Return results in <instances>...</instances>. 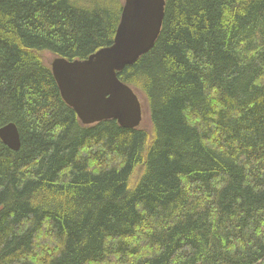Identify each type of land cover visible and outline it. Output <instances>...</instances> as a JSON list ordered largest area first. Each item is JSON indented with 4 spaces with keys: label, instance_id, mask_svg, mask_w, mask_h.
<instances>
[{
    "label": "trees",
    "instance_id": "16d2710c",
    "mask_svg": "<svg viewBox=\"0 0 264 264\" xmlns=\"http://www.w3.org/2000/svg\"><path fill=\"white\" fill-rule=\"evenodd\" d=\"M122 0H0V264H264V0H166L118 72L148 123L84 124L55 57L113 43Z\"/></svg>",
    "mask_w": 264,
    "mask_h": 264
},
{
    "label": "water",
    "instance_id": "95a60500",
    "mask_svg": "<svg viewBox=\"0 0 264 264\" xmlns=\"http://www.w3.org/2000/svg\"><path fill=\"white\" fill-rule=\"evenodd\" d=\"M166 0H125L114 41L85 59L55 57L52 72L62 98L84 124L115 119L125 128L138 127L145 107L140 94L118 72L148 53L160 35ZM5 145L17 151L21 133L15 122L0 128Z\"/></svg>",
    "mask_w": 264,
    "mask_h": 264
},
{
    "label": "rangeland",
    "instance_id": "374dc122",
    "mask_svg": "<svg viewBox=\"0 0 264 264\" xmlns=\"http://www.w3.org/2000/svg\"><path fill=\"white\" fill-rule=\"evenodd\" d=\"M122 2L124 3L125 0H122ZM142 100H143V103H144V107H145V109L147 111V103H145V99L144 98H142ZM147 123H148V114H147V112H145L144 113V117H143V124L146 125Z\"/></svg>",
    "mask_w": 264,
    "mask_h": 264
}]
</instances>
